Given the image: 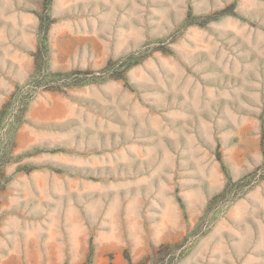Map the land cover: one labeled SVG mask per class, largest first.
Wrapping results in <instances>:
<instances>
[{"label":"rangeland","instance_id":"1","mask_svg":"<svg viewBox=\"0 0 264 264\" xmlns=\"http://www.w3.org/2000/svg\"><path fill=\"white\" fill-rule=\"evenodd\" d=\"M0 264H264V0H0Z\"/></svg>","mask_w":264,"mask_h":264}]
</instances>
